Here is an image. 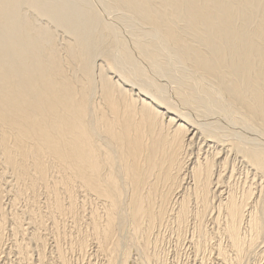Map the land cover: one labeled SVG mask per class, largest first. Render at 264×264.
Masks as SVG:
<instances>
[{
    "label": "bare ground",
    "instance_id": "obj_1",
    "mask_svg": "<svg viewBox=\"0 0 264 264\" xmlns=\"http://www.w3.org/2000/svg\"><path fill=\"white\" fill-rule=\"evenodd\" d=\"M0 264H264V0H0Z\"/></svg>",
    "mask_w": 264,
    "mask_h": 264
},
{
    "label": "rangeland",
    "instance_id": "obj_2",
    "mask_svg": "<svg viewBox=\"0 0 264 264\" xmlns=\"http://www.w3.org/2000/svg\"><path fill=\"white\" fill-rule=\"evenodd\" d=\"M173 100H174V98H173ZM216 119H219V117H217V115H212V116H210V117H208L207 118V120L205 121V122H208V123H213V122H215V120ZM243 166H242V168H241V163H237V177L239 176V179L237 178L236 179V181H238V180H242L243 179V176L245 175V168H244V164H242ZM244 168V169H243ZM240 169H242L243 170V172H242V170H240ZM240 172H242V173H240ZM244 173V174H243ZM69 221H70V219H69Z\"/></svg>",
    "mask_w": 264,
    "mask_h": 264
}]
</instances>
